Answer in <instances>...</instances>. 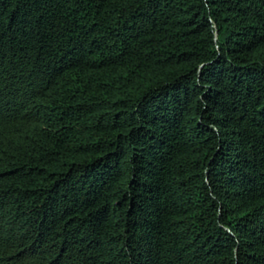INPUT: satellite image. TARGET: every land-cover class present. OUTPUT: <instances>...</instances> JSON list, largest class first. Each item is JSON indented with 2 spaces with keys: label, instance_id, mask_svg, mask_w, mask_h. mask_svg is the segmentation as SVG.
Instances as JSON below:
<instances>
[{
  "label": "trees",
  "instance_id": "1",
  "mask_svg": "<svg viewBox=\"0 0 264 264\" xmlns=\"http://www.w3.org/2000/svg\"><path fill=\"white\" fill-rule=\"evenodd\" d=\"M0 264H264V0H0Z\"/></svg>",
  "mask_w": 264,
  "mask_h": 264
}]
</instances>
